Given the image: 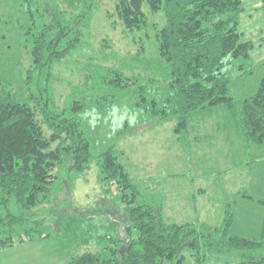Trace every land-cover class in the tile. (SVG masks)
Segmentation results:
<instances>
[{
    "label": "trees",
    "instance_id": "16d2710c",
    "mask_svg": "<svg viewBox=\"0 0 264 264\" xmlns=\"http://www.w3.org/2000/svg\"><path fill=\"white\" fill-rule=\"evenodd\" d=\"M24 1L32 21L28 34L33 43L32 66L25 79L30 91L27 100H21L12 84L0 76V251L16 243L52 238L51 232H44L49 224L39 217L40 206L51 202L56 169L70 161L71 179L76 180L96 160L101 180L116 187L124 205L128 240L103 235L97 240H110L111 258L105 259L104 251L84 252L71 256L68 264H186L188 257L194 258L193 264H211L212 257L264 264V242L230 234L236 200L225 205L219 227L168 224L160 206L141 200V192L121 161L123 152L114 146L93 152L79 117L87 101L76 94L60 108L52 86L56 64L82 44V29L89 25L93 4H86L77 14L49 6V20L38 25L34 1ZM148 12L163 14L165 19L164 24L153 25L159 58L147 59L142 42V50L128 59L104 39L101 55L120 64L91 63L87 67L86 84L95 83L94 94L104 92L95 102L104 106L113 102L116 93L135 88L136 106L160 122L175 120L174 131L182 137L197 118L220 109L226 120L219 123L220 129L234 124L246 147L263 145L264 77L252 97L236 98L230 92L234 77L253 74L254 43L244 40L240 30L243 0H118L111 16L121 21L126 32L146 30L148 39ZM138 64L144 74L129 76L126 71L132 72ZM39 113L50 134L40 123ZM237 198L252 199L243 191Z\"/></svg>",
    "mask_w": 264,
    "mask_h": 264
},
{
    "label": "rangeland",
    "instance_id": "374dc122",
    "mask_svg": "<svg viewBox=\"0 0 264 264\" xmlns=\"http://www.w3.org/2000/svg\"><path fill=\"white\" fill-rule=\"evenodd\" d=\"M32 1L38 25L49 20L46 11L49 6L77 14L86 4H93L89 25L82 29V44L56 64L52 83L58 107H64L76 94L87 101L79 117L93 152L98 154L112 146L123 152L121 161L141 192V200H151L160 206L166 223L193 222L219 227L223 223L225 205L236 200L235 222L230 234L264 242V203L261 202L264 201V144L246 147L234 124L227 130L220 129L219 123L226 121L220 109L200 116L192 123L188 134L179 136L174 131L175 120L160 122L136 106L135 88L116 93L113 102L103 106L95 101L104 92L94 94L91 88L95 83L86 84L85 75L91 63L111 67L120 64L105 60L101 55L104 39L111 41L114 50L128 59L135 58L143 42L144 56L158 59L153 25L164 24L163 14L148 12L147 39L146 30L126 32L121 21L111 16L118 0ZM27 8L24 0H0V76L12 84L24 101L30 92L25 79L32 66L33 47L28 34L32 21ZM110 51L107 49L108 53ZM252 67L253 74L249 78L234 77L232 80L230 92L234 97L249 98L257 93L264 77V66ZM126 73L132 77L144 74L139 64ZM100 100L103 103L104 99ZM38 119L46 134H50L41 113ZM122 131L125 134L119 136ZM70 166L69 161L56 169L51 202L40 206L39 218L49 224L44 232H51L52 238L16 243L2 249L0 264H68L73 255L103 251L107 254L105 259H109V248L113 245L109 239L100 243L97 238L111 235L114 240H128L124 231V205L116 187L101 180L96 160L76 180L71 179ZM241 191L247 192L252 199H236ZM136 235L134 231L133 236ZM235 259L212 257L211 264H238ZM193 261L194 258L188 257L186 264H193Z\"/></svg>",
    "mask_w": 264,
    "mask_h": 264
},
{
    "label": "crops",
    "instance_id": "0c3cea01",
    "mask_svg": "<svg viewBox=\"0 0 264 264\" xmlns=\"http://www.w3.org/2000/svg\"><path fill=\"white\" fill-rule=\"evenodd\" d=\"M240 30L244 40L254 43L252 66H264V0H243ZM243 141V139L240 137Z\"/></svg>",
    "mask_w": 264,
    "mask_h": 264
}]
</instances>
